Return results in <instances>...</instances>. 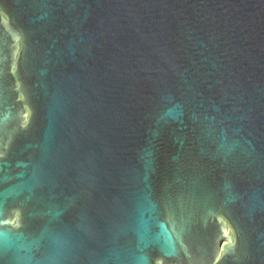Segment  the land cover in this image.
<instances>
[{
  "label": "water",
  "instance_id": "95a60500",
  "mask_svg": "<svg viewBox=\"0 0 264 264\" xmlns=\"http://www.w3.org/2000/svg\"><path fill=\"white\" fill-rule=\"evenodd\" d=\"M0 264H264V0H0Z\"/></svg>",
  "mask_w": 264,
  "mask_h": 264
}]
</instances>
